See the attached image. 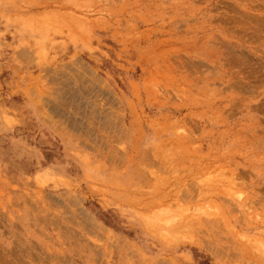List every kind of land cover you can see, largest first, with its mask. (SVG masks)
Instances as JSON below:
<instances>
[{"label": "rangeland", "instance_id": "374dc122", "mask_svg": "<svg viewBox=\"0 0 264 264\" xmlns=\"http://www.w3.org/2000/svg\"><path fill=\"white\" fill-rule=\"evenodd\" d=\"M0 264H264V0H0Z\"/></svg>", "mask_w": 264, "mask_h": 264}]
</instances>
